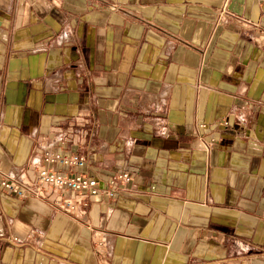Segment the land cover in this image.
<instances>
[{
  "label": "crops",
  "instance_id": "obj_1",
  "mask_svg": "<svg viewBox=\"0 0 264 264\" xmlns=\"http://www.w3.org/2000/svg\"><path fill=\"white\" fill-rule=\"evenodd\" d=\"M262 10L0 0V264H264ZM40 168L131 182L82 214Z\"/></svg>",
  "mask_w": 264,
  "mask_h": 264
},
{
  "label": "built area",
  "instance_id": "obj_2",
  "mask_svg": "<svg viewBox=\"0 0 264 264\" xmlns=\"http://www.w3.org/2000/svg\"><path fill=\"white\" fill-rule=\"evenodd\" d=\"M260 4L263 6L261 14V24L264 26V0H259ZM45 161L49 164H61L69 166L71 168H82L84 166V159L79 156H69L61 157L59 155H49L45 156ZM37 183L41 187L47 188H61L64 190H69L74 192L76 196L82 199L81 213H85L87 204L85 202L86 198H94L97 196H105L107 198H112L115 195V189L118 187L125 186L131 182V176L129 173H118L111 178H108L104 181L103 187L100 186V181L85 176L83 174H60L46 169L37 170ZM0 187L6 192L12 194L21 195L20 190L15 187L9 180L0 176ZM64 207L71 210H75L77 205L68 201H60Z\"/></svg>",
  "mask_w": 264,
  "mask_h": 264
}]
</instances>
